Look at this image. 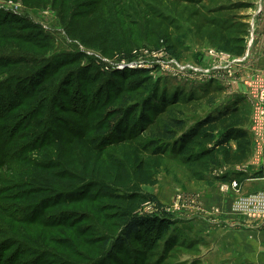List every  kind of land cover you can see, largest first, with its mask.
Masks as SVG:
<instances>
[{
  "label": "rangeland",
  "instance_id": "rangeland-1",
  "mask_svg": "<svg viewBox=\"0 0 264 264\" xmlns=\"http://www.w3.org/2000/svg\"><path fill=\"white\" fill-rule=\"evenodd\" d=\"M257 1L0 0V264H205V229L220 221L215 208L208 215L203 210L198 190L231 178L244 163L225 160L227 147H218L223 125L186 156L168 151L157 183L141 185L173 216L166 236L157 242L145 238L146 252L132 253L128 263L118 248L112 256L108 250L107 239L119 232L118 225L97 214L99 206L56 208L50 194L32 192L33 168L47 161L69 169L83 165L79 133L107 139L108 121L117 114L111 112L125 104L140 112L156 95V120L139 142L160 137L154 130L170 117L185 121L179 138L237 106L242 126L251 121L252 145L253 102L258 91L264 92V77L238 86L221 81H227L223 70L238 64L229 55L236 54L231 46L240 44L234 39L245 35ZM215 52L234 63L228 67ZM217 61L222 66L213 68ZM108 141L105 157L120 156L121 146ZM211 147L216 151L211 157L199 158ZM229 147L238 151V141ZM222 188L238 191L240 183ZM44 199L50 202L42 207ZM153 212L152 204L142 209ZM232 212L245 215L251 225L264 220Z\"/></svg>",
  "mask_w": 264,
  "mask_h": 264
},
{
  "label": "trees",
  "instance_id": "trees-1",
  "mask_svg": "<svg viewBox=\"0 0 264 264\" xmlns=\"http://www.w3.org/2000/svg\"><path fill=\"white\" fill-rule=\"evenodd\" d=\"M234 40L240 44H232V46L229 44V46L233 47L236 54H241L244 50V35ZM118 79L119 76L116 77V80ZM37 82H40L38 78ZM135 85L132 83L131 88H135ZM157 97L158 95L151 101L146 100L140 112H137L136 105L128 104L111 112V117L117 114L115 119L110 118L108 121L107 139L79 133L76 141L83 151V165L69 169L63 168L57 162L47 161L33 168L32 178L35 183L32 184L34 186L32 192L35 190L39 194L42 192L50 194L56 208L78 203L99 206L96 207L95 212L118 225L119 232L107 239L110 245L108 250L112 256L118 248L117 252H122V259L126 263H128L126 258L132 253L146 252L145 238L154 242L160 241L171 227L169 223L173 214L165 209L156 195L141 190L142 184L157 183L156 176L162 168L161 158L166 156L168 151L178 156H186L191 147L200 140L214 138L210 130L223 125L218 147H227L224 150L225 160L241 163L251 154V136L242 126L243 115L237 106L219 111L190 128L179 138L177 132L184 129L185 121L179 117H170L161 129L154 130L160 134V137L153 135L150 140L139 142L137 139L140 134L151 130L156 120L153 114L157 115V113L153 112L155 109L152 103ZM119 98L118 95L117 99ZM163 105L164 109L168 102L165 100ZM103 128L101 127L99 132ZM108 140L112 144L115 142L117 146H121L123 151L120 156L111 154L105 157ZM232 140L238 141L236 152L230 151L229 144ZM215 152V148H207L199 158L211 157ZM49 200L44 199L42 207L48 204ZM150 204L153 205L154 212L142 213V209ZM134 245L137 247L134 248ZM116 258L114 255V260Z\"/></svg>",
  "mask_w": 264,
  "mask_h": 264
},
{
  "label": "crops",
  "instance_id": "crops-1",
  "mask_svg": "<svg viewBox=\"0 0 264 264\" xmlns=\"http://www.w3.org/2000/svg\"><path fill=\"white\" fill-rule=\"evenodd\" d=\"M257 8L246 21L243 52L229 53L231 58H238V64L234 63L231 71L223 70L228 75L227 81H221L222 83H238L235 85L238 86L239 83H249L255 77H264V0L257 1ZM236 64L238 68L234 67ZM245 127L250 131L251 121ZM252 142L251 154L238 167L239 171L234 172L229 179L224 178L225 181L216 179L206 189L198 190L197 195L203 197V210L208 215V211L212 213L215 208L214 215L220 221L218 224L214 221L205 229L208 239V249L202 255L205 264H264V220L259 225H251L245 215H237L231 210V203L236 196L264 191V148L260 149L254 135ZM233 180L240 183L239 190L225 192L222 186H229ZM217 209L220 210L219 213L215 212ZM200 213L197 215H201Z\"/></svg>",
  "mask_w": 264,
  "mask_h": 264
},
{
  "label": "built area",
  "instance_id": "built-area-1",
  "mask_svg": "<svg viewBox=\"0 0 264 264\" xmlns=\"http://www.w3.org/2000/svg\"><path fill=\"white\" fill-rule=\"evenodd\" d=\"M215 55L218 57L221 56L222 58H225V61H223V64H228V67L234 63L232 61H229L230 57L219 55L215 52ZM214 55V56H215ZM228 60V61H227ZM218 65L215 64V67L213 68H220L222 63L220 61H217ZM264 83V80L261 79ZM254 114H253V128L256 132V138L257 143L260 147V149L264 148V92L263 90L258 94H256L254 102ZM238 184L237 182L234 183L235 189L237 188ZM233 210L236 213H243L246 215H249L250 217H264V191L254 193V194H248V195H240L233 204Z\"/></svg>",
  "mask_w": 264,
  "mask_h": 264
}]
</instances>
